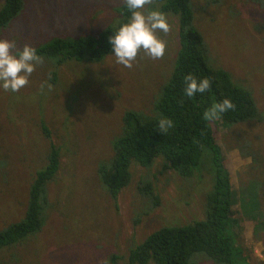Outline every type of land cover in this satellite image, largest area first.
I'll list each match as a JSON object with an SVG mask.
<instances>
[{"label":"rangeland","instance_id":"rangeland-1","mask_svg":"<svg viewBox=\"0 0 264 264\" xmlns=\"http://www.w3.org/2000/svg\"><path fill=\"white\" fill-rule=\"evenodd\" d=\"M20 1L0 37L35 48L57 37L96 35L113 25L122 6V0ZM190 1L211 63L252 93L257 114L235 124L210 119L221 160L205 148L190 176L167 168L163 156L148 167L131 161V180L112 201L98 169L109 168L127 111L157 112L180 49L178 17L165 12L171 30L157 33L166 43L165 55L154 60L141 51L131 69L115 64L111 52L97 62L71 59L59 66L58 57L40 55L24 88L0 89V230L24 217L36 170L47 164L52 143L61 145V166L47 185L51 203L41 230L0 248V264H101L114 254L123 264L155 230L205 219L206 194L219 164L231 177L239 222L234 243L244 259L236 256L237 264H264V0ZM161 4L153 0L145 11ZM147 186L157 198L140 192ZM188 264L220 263L200 251Z\"/></svg>","mask_w":264,"mask_h":264},{"label":"trees","instance_id":"trees-1","mask_svg":"<svg viewBox=\"0 0 264 264\" xmlns=\"http://www.w3.org/2000/svg\"><path fill=\"white\" fill-rule=\"evenodd\" d=\"M20 0H4L0 8V29L5 27L21 9ZM123 6L119 10H122ZM172 12L178 17L181 36L176 62L166 84L162 86L155 114L129 110L123 117V134L113 144V156L109 168L104 165L98 171L103 184L108 189L112 201H116L121 190L131 180L130 163L137 162L143 167L150 166L154 159L163 156L167 168L176 170L182 176H190L200 163L205 148H210L215 161L221 160V150L217 144L215 130L204 113L216 102L230 98L235 108L220 116L223 122L242 123L257 114L252 93L235 83L230 74L213 65L209 48L202 34L193 25L194 9L190 0H162L159 8ZM127 12L125 11V16ZM110 28L96 35L75 38L57 37L36 47L38 54L58 57L59 66L65 60L86 59L90 62L101 60L111 52L108 35ZM262 29H264V19ZM188 74L197 78L207 77L211 87L203 94L188 97L184 91ZM51 83H56V72ZM170 119L172 127L160 133L159 120ZM60 149L61 145L58 144ZM51 144L47 153L48 162L36 170L30 186L24 217L0 230V248L21 243L23 238L41 230L51 203L47 185L53 180L61 166V151ZM231 177L223 164L216 170L213 189L206 194V217L191 225L161 227L150 233L143 242L129 251L123 264H188L193 254L206 252L220 264H237L239 250L234 243L235 227L238 219L231 203ZM145 196H152L147 186L139 189ZM238 259H237V257ZM252 262V254L248 253ZM119 255H112L101 264H118Z\"/></svg>","mask_w":264,"mask_h":264},{"label":"clouds","instance_id":"clouds-1","mask_svg":"<svg viewBox=\"0 0 264 264\" xmlns=\"http://www.w3.org/2000/svg\"><path fill=\"white\" fill-rule=\"evenodd\" d=\"M153 0H122V10L110 28L108 43L115 64L131 69L141 51L151 58L160 59L165 55L166 43L157 33L167 34L171 30L168 17L158 8L145 11ZM125 11L127 15L125 16ZM42 62L35 47L25 43L22 47L17 38L0 37V89L17 93L29 83V78ZM185 93L193 97L203 94L211 87L207 77L197 78L188 74L184 77ZM235 108L230 98L214 103L205 113L206 119H218L222 114ZM160 133H166L172 127L170 119L159 120Z\"/></svg>","mask_w":264,"mask_h":264}]
</instances>
